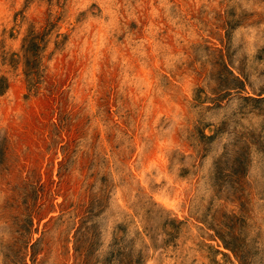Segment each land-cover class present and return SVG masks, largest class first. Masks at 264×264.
<instances>
[{
    "label": "rangeland",
    "instance_id": "374dc122",
    "mask_svg": "<svg viewBox=\"0 0 264 264\" xmlns=\"http://www.w3.org/2000/svg\"><path fill=\"white\" fill-rule=\"evenodd\" d=\"M0 264H264V0H0Z\"/></svg>",
    "mask_w": 264,
    "mask_h": 264
}]
</instances>
